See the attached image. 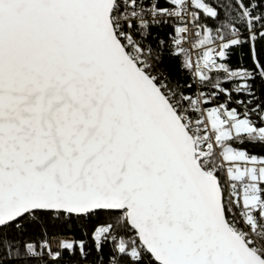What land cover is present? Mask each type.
<instances>
[{
  "label": "snow or ice",
  "instance_id": "snow-or-ice-1",
  "mask_svg": "<svg viewBox=\"0 0 264 264\" xmlns=\"http://www.w3.org/2000/svg\"><path fill=\"white\" fill-rule=\"evenodd\" d=\"M0 264H264V0H0Z\"/></svg>",
  "mask_w": 264,
  "mask_h": 264
}]
</instances>
